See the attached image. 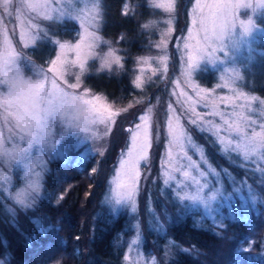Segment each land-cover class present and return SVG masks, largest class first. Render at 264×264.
I'll return each mask as SVG.
<instances>
[{"label":"snow or ice","instance_id":"snow-or-ice-1","mask_svg":"<svg viewBox=\"0 0 264 264\" xmlns=\"http://www.w3.org/2000/svg\"><path fill=\"white\" fill-rule=\"evenodd\" d=\"M80 2L86 6L74 7L72 0H63V4L54 10L58 13L54 17L49 12L53 11V3L60 4L61 0H21L18 11L35 14V17L29 16L26 26L30 31L36 30L31 35L22 32V40L25 35H28V38L33 39L35 43L37 39L47 35V33H41L40 24L34 22V19L40 16H43L44 20H52L74 14L75 19L82 21L81 26L84 29L74 45L54 41L58 44L60 51L54 59H51L46 69L28 61L33 72L30 76L25 75L20 66L22 53L14 47L7 29L0 21V191L7 193V198L12 201V205L4 204L2 199L0 204L3 205L5 213L11 216V225L18 230L17 207L24 211L33 209L39 199L41 181L46 170L44 155L56 158L63 155L70 144L80 140L98 139L96 132L98 125H103L107 134L115 122L114 118L122 111H127V108L114 110L104 97L92 93L91 89L83 86L82 77L87 71L90 59L100 60L98 71L106 69L111 72L113 66L122 69L123 64L122 57L116 54L115 49L110 48L107 53H96L100 37L95 29L89 31V27L83 23V19L87 18L90 23L99 25L103 17L101 0H80ZM174 3L175 0H167L166 3L162 0H151L150 7L163 8L166 12L173 13ZM2 4L4 11L11 15L9 8L12 0H2ZM252 7L254 5L247 3L246 0H195L192 19L195 34L193 29H189V38L184 43L186 51L191 49L187 54V75L190 79L201 67L202 61L213 66L224 63L225 61L221 60L217 53L226 52V50L233 53L234 59V51L249 42L248 38L252 36L256 24L253 19H248L246 23L240 21L237 25V10ZM261 7L264 8V3ZM133 10L127 3L124 5L125 15ZM17 19H20L19 15ZM167 23L169 29L162 33L161 40L156 45L157 48L166 46V37L171 31V19ZM143 27L147 29L150 25L144 24ZM121 39H124L123 35ZM193 40L195 43H190ZM28 46V44L24 45L25 48ZM69 52L74 53L72 58L69 57ZM151 59L153 58L141 57L138 63L148 64ZM155 60L157 63H164L166 56L156 57ZM69 69L73 71L69 73ZM143 71L141 68V73ZM156 71L157 69H152L153 74ZM223 71L232 73L231 83L242 79L237 67L225 68ZM68 75L75 77L74 82H69L66 78ZM221 79H224L223 75ZM133 83L137 88L142 87V76L138 75ZM193 87L194 90L204 94L201 96V99L206 101L204 106L211 109L208 115L220 117V123L207 121L208 130L214 134L216 142L220 145V152L226 155L236 153L241 161L239 166L253 165L254 167L250 170L264 176V111L261 112L259 120L253 119L252 115L248 114L255 111L253 102L258 101L259 105L264 106V100L234 90L233 97L220 98L222 102L227 101L233 106L232 113H225L219 110L215 100L209 99L211 95L209 90L200 88L198 85ZM240 99L244 100L243 104L236 103ZM169 107L171 108V105ZM148 112H151V109ZM139 119L142 123L135 125L137 131L129 130L132 132V144L127 151V158L120 161L121 170H118L113 178L115 187L110 200V203L116 206H130L132 212L137 210L135 197L140 179L139 164L146 159V149L149 146L150 116L146 113ZM171 120L172 117H169L170 143L180 150L182 158L188 163L170 170L166 169L164 184L171 187V182L175 180L173 188L175 198L181 203L189 202L184 204L185 209L189 204L196 203L211 209L212 202L218 199H230L233 193L241 192L247 194L242 202V207L245 209L249 203L253 209L258 201L264 203V196L249 185L246 179L238 185L233 182V192L227 193L225 197V189L220 180L221 172H217L208 162L203 147L192 143L183 125L177 124L174 128ZM197 121H203L199 113H196V119L191 122L196 124ZM141 129H143L142 132L139 131ZM201 130H204L203 127ZM34 149L40 155L34 156ZM189 149H195L200 154L201 162L206 165L205 170H201L200 163L188 155ZM168 164H172L171 150ZM13 166H23L26 170L23 186L15 192L9 191L7 187L11 184L8 170ZM193 170L197 172L200 179L192 174ZM221 171L224 175L228 174L225 170ZM173 172H180L184 179H176ZM209 176L215 177L216 185L219 186L212 185L207 179ZM205 189L208 190L207 194ZM239 218L243 220L244 216ZM33 223L40 227L38 220H33ZM157 226L163 227L158 218ZM217 227L222 229L224 225L219 222ZM40 230L43 231V228ZM138 242L139 233L131 241L130 247ZM4 244L6 246L7 242L5 241ZM250 247L251 244L249 249L238 248L237 252L248 251ZM6 259L7 257L0 259V264H5ZM128 259L125 256V261ZM134 264H144V261L139 258ZM152 264H156L155 259L152 260Z\"/></svg>","mask_w":264,"mask_h":264},{"label":"trees","instance_id":"trees-1","mask_svg":"<svg viewBox=\"0 0 264 264\" xmlns=\"http://www.w3.org/2000/svg\"><path fill=\"white\" fill-rule=\"evenodd\" d=\"M126 3L134 9L128 15L124 14ZM150 3L151 0H103L101 34L105 41L121 51L125 66L119 76L93 71L85 78V83L112 101L127 102L137 93L132 86L135 61L148 50L150 39L156 38L154 32L159 31L163 18L161 12L150 7ZM187 7L184 0L180 1V11H183L180 30L186 26ZM144 24L150 27L145 29ZM73 25L71 27L75 29L76 25ZM65 28L66 23L55 24L50 33L61 40L72 39L70 34L62 31ZM122 35L124 39H121ZM257 47L264 52V38L258 41ZM55 49L53 42L47 41L37 48L33 57L39 64L45 65L46 58ZM245 87L264 99V53L261 54L260 68ZM156 89L158 87L148 86L149 91L155 92ZM191 131L205 145L218 169L231 170L238 179H247L264 196V176H259L258 172L254 175L251 167H241L239 162L225 158L210 136L192 127ZM161 148L159 145V150ZM159 155L156 154V159L152 161L153 173L149 179L159 175ZM94 162L93 158L81 165L53 162L52 170L45 179L48 196L26 212L17 208L19 230L11 225V216L3 212L0 204V257H7L6 264H125V242L128 243L133 235L132 220L127 212L114 216L102 205L116 162L111 163L101 175L93 171ZM155 184L156 209L161 212V200H164L170 210V215L159 214L162 228L157 226V222L149 223L144 214L147 239L143 250L155 256L157 264H264V203L257 202L256 210L249 219L224 220L221 229L203 212L184 213L175 204L161 199L159 178H156ZM146 189L145 202L149 184ZM33 220H38L40 227ZM249 244L250 250L237 252L238 248L249 249Z\"/></svg>","mask_w":264,"mask_h":264},{"label":"rangeland","instance_id":"rangeland-1","mask_svg":"<svg viewBox=\"0 0 264 264\" xmlns=\"http://www.w3.org/2000/svg\"><path fill=\"white\" fill-rule=\"evenodd\" d=\"M180 1L183 0H175L173 13L166 12L163 8H155L156 10L161 12L163 16L162 20L160 21L161 26L159 28V31L155 30L154 32L156 34V38L150 39L151 43L149 42L150 47L148 48V50H150H147L135 61V66L132 70V83L136 79V77L140 75L142 76L143 84L142 87L137 88L133 83L132 86L135 88V92L137 93H134L131 99L127 102L112 101L106 95L97 93L85 83V78L93 73V71L96 74L106 73L111 76H119L123 72L125 63L121 51L114 45H112V43L103 39V36L101 34L103 17L99 25L90 23L87 18L83 19V23L85 26L89 27V31L95 29L97 31V35L100 37V40L97 42L98 46L96 48V53H107L110 48L115 49L116 54L122 57L121 63L123 64L122 69H117L116 66H113V70L111 72L106 69L103 71H98V69L100 68V60L90 59L88 61L87 71L82 77L83 86L91 89L92 93L104 97L105 101L108 104L112 105L114 110L127 108V111H122L119 116H116L114 118L115 122L111 125V130L108 131L107 134H105L104 126L98 125L96 127L97 136L99 137L98 139L80 140L79 142L70 144L65 149L64 154L56 158H49L48 155H44L46 170L44 171L41 181L42 188L37 203L41 199H44L48 196L45 188V179L47 174L51 172L52 163L54 161L81 165L84 161L93 158L95 159V172L101 175L104 174V171L107 169V167H109L111 163L116 162L113 161L114 157L119 156L117 158V162L112 167L113 171L111 172L107 183L106 192L102 199V205L104 206V208H108L111 214L114 216L122 212H127L129 218L132 220L131 227L133 229V235H131L130 239H128V243L125 242V256L129 258L127 261L124 260L125 264H134V262L139 258L143 259L144 264H152L153 259H155L157 264L156 257L146 254L143 250V244L147 239V236L145 234L146 231L144 229V214L147 217L149 223H151V221H154V223H156L157 218L160 221L159 214L161 213L164 215H170L169 204L164 200H161L163 201L161 212L156 209L155 202L157 199L153 193V189L155 190L157 186L155 184L156 178H159L161 182V185L158 189L161 194V199L165 198V200H168L169 203L175 204L177 209H179V211L182 210V212L184 213L201 211L207 217H210L216 223H219L228 218L239 219L240 216H244V219H249L252 215V212L256 210V207L255 209H253L250 203L248 204V207L246 209L242 207V202L246 199V192H241L239 194L233 193L230 199H218L217 201L212 202L211 209L205 208L199 203L189 204L188 208L185 209L184 204H188L189 202L185 201L181 203L175 198L173 191L175 180L171 182V187L165 185L164 180L166 178V169L170 170L177 166L187 165L188 163L186 159L182 158L180 150L173 147L170 143L171 137L169 136L168 128L169 117H172L171 123L174 128L177 126V124L183 125V128L186 131L187 135L191 138L192 143L197 146L203 147L208 162L217 172H221L220 180L225 189V197H227V193L233 192V182H235V185H238L241 181L245 180L238 179L231 170L227 169H223L228 173L227 175H224V172L221 171L222 169H218L211 161L205 145L201 144L194 137V134L191 131V127L195 128L207 137L210 136L211 139L215 142V145L218 146V150L220 152V145L216 142V137L214 136V134L208 130L209 125L207 123V121H215L216 123H220V117L208 115V113L211 112V109L204 106L206 101L201 99V96H203L204 94L199 93L198 90H194L193 85H198L200 88L209 90L211 93L209 99L215 100L219 110L225 113H232L233 106L227 101L222 102L220 98L233 97L234 90L236 92H243L246 95L256 96L260 100H264L262 97L258 96L256 93L248 90L245 87V85L252 82L253 73L256 72L258 68H260L261 54L264 53L257 47L258 41L261 38H264V23L260 21H264V8L261 7V4L264 3V0H246L247 3L254 5V7H252L251 9L237 10V25H239L240 21H244L246 23L248 19H253L256 24V28L254 29L252 36L248 38L249 42L241 46L238 50L234 51V59L232 58L233 53L229 50H226V52H219L217 53V55L221 60L225 61L224 63H217L215 66H213L212 64H208L202 61L201 67L195 73H193L191 79L187 75V54L188 51H191V49L186 51L184 43L189 38V29H193V34H195V29L192 25L195 0H184V4L186 5L187 3L188 6L186 11L187 19L186 26L181 30L179 23L183 20L181 14V12L183 11H180ZM162 2L166 3L167 0H162ZM61 4H63V0H61L60 4L53 3V11H50L49 14L53 15L54 17L57 16L58 13H56L54 10L60 7ZM72 4L74 7L78 8L86 6L85 4L81 3L80 0H72ZM20 7L21 0H12V5L9 8L11 15H9L4 11L2 0H0V21H2L3 26L7 29L8 36L13 41L14 47L17 49V51H20L22 53L21 60L19 62L20 66L25 72V75L30 76L33 75V72L31 64H29L28 61H31V63L35 64L36 66L46 69L50 64L51 59H54L56 54L60 51L58 44L54 43V41L74 45L84 29L81 26L82 21L80 19H75L74 14L64 15L60 19L52 20H44L43 16H40L39 18H35L34 22L39 23L40 32L47 33V35L43 36V38L41 39H37L35 43H33V39H29L28 35H31L32 32H35L36 30L30 31L29 27H27L26 25L28 24L29 16L35 17V14L28 12L21 13L18 11ZM101 9L103 12V0H101ZM18 15L20 16V19H17ZM169 19H171V31L166 37V46L164 48H157L156 45L160 42L162 33L166 32L169 29V24L167 23ZM64 23H66L67 28L63 29L62 31L72 36V39L70 40H61L60 38L53 36L50 33V31H53V25ZM73 24L76 25L75 29L71 27L74 26ZM22 32L28 34L25 35V38L23 40L21 39ZM47 41H52L56 49L52 55L46 58L45 65H41L34 59L33 55L37 48H41ZM190 43L194 44L195 41H190ZM25 44H28L29 46L25 48ZM73 56L74 53L69 52V57L72 58ZM159 56H166V61L164 63H157L155 58ZM25 57L27 59H25ZM141 57H150L153 59H151L148 64H142L138 63ZM233 66L239 68L240 75L242 76V79L235 81V83L230 82L232 73H224L223 71L225 68H231ZM141 68H143L144 70L143 73H141ZM154 68L157 69L155 74H153L152 72V69ZM72 71V69H69V73H71ZM204 75V81H202V76ZM222 75L224 76V79H221ZM66 78L70 83L74 82L75 80V77L71 75H68ZM148 86H152V88L158 87V89H156L155 92H152L148 90ZM236 103L243 104L244 100L240 99L236 101ZM130 104L132 105V107L129 108L128 106ZM170 105L171 108L169 107ZM252 106L255 111L248 114L252 115L253 119L259 120L261 118V112L264 111V106L259 105L258 101L253 102ZM149 109H151V112H148ZM146 113L150 116L148 125L149 146L146 149V159L140 161L139 164L140 179L137 185V192L135 197L137 210L136 212H132L130 206H116L113 203H110V200L113 196L112 190L115 187V185L113 184V178L115 177L116 172L118 170H121L120 161L127 158V151L131 147L132 132L129 130L131 129L133 131H137L135 129V125L138 123H142L139 117ZM196 113L200 114V116L203 118V121H197L196 124H193L191 121L196 119ZM202 127L204 130H201ZM139 131L142 132L143 129ZM159 145L162 146L160 150ZM157 148L158 152H156ZM170 150L172 155V164H168ZM33 152L34 156L40 155V153H38L35 149L33 150ZM101 152L102 154H100ZM156 154H160L158 157V161H160L159 175H157L158 177L153 176L152 179H149L153 173L152 161L156 159ZM188 155H190L193 160L200 163L201 170L206 169V165L200 160V154L196 152L195 149H189ZM221 155H223L230 161L239 163L241 162L240 157L236 153H231L230 155L221 153ZM246 167L252 168L254 166L248 165ZM25 171L26 170L23 168V166H13L8 170V175H10L11 178V184L7 185L9 191L15 192L18 188L23 186ZM192 174L195 175L197 179H200L195 170H193ZM253 174L255 175L256 173L253 172ZM173 175L176 177V179H184L180 172H173ZM259 176L262 175H260L259 173ZM207 179L212 185L219 186L216 185L215 177L209 176L207 177ZM247 183L251 185L248 180ZM147 184H149V189L145 202L144 196L147 191ZM207 192L208 190L205 189V194H207ZM0 199L3 200L4 204L12 205V201L7 198L6 192L0 191ZM3 212L5 213L4 207ZM18 212L19 211H17V214ZM137 233H139V242L138 244L130 247V243L134 238H136ZM123 240L124 238L121 239V241ZM0 259L4 258L0 257Z\"/></svg>","mask_w":264,"mask_h":264},{"label":"bare ground","instance_id":"bare-ground-1","mask_svg":"<svg viewBox=\"0 0 264 264\" xmlns=\"http://www.w3.org/2000/svg\"><path fill=\"white\" fill-rule=\"evenodd\" d=\"M118 157H119V156L116 157V162H117V158H118ZM54 162H55V161H54ZM59 162H61V161H59ZM62 163H63V162H62Z\"/></svg>","mask_w":264,"mask_h":264}]
</instances>
